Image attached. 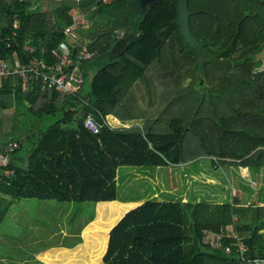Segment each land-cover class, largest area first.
I'll return each mask as SVG.
<instances>
[{
    "label": "trees",
    "instance_id": "trees-1",
    "mask_svg": "<svg viewBox=\"0 0 264 264\" xmlns=\"http://www.w3.org/2000/svg\"><path fill=\"white\" fill-rule=\"evenodd\" d=\"M177 2L154 0L142 12L140 0H0L4 40L16 33L22 44L70 47L66 30L76 25L78 10L89 11L92 30L104 26L96 34L79 32L98 52L100 63L96 71L84 69L85 89L79 98L43 91L40 82L25 86L17 77L0 85V155L9 143L18 145L9 166L14 176L0 179V219L10 204L21 200L112 202L120 167H169L214 157L221 166L264 170V74L253 76L264 49V0H189L197 48L180 35ZM156 75L165 83L159 89L168 94L173 92L170 76L172 85L190 79L174 87L175 100L185 103L173 111L171 106L173 117L156 115L151 125L132 129L87 131L89 113L98 121L108 116L126 124L142 120L143 108L127 114L131 111L125 103L133 91L147 95ZM148 92L154 97L153 89ZM15 95L18 101L11 108ZM48 116L56 120L38 128ZM32 126L37 127L34 132L29 131ZM186 135L193 140L184 148ZM262 197L259 193L248 205L238 200L189 202L179 208L165 204L147 229L133 226L122 233L108 264H247L236 253L237 239L249 248V258H264Z\"/></svg>",
    "mask_w": 264,
    "mask_h": 264
},
{
    "label": "rangeland",
    "instance_id": "rangeland-1",
    "mask_svg": "<svg viewBox=\"0 0 264 264\" xmlns=\"http://www.w3.org/2000/svg\"><path fill=\"white\" fill-rule=\"evenodd\" d=\"M91 26L88 19L83 26L78 27H81L78 32L84 30V34L88 35L90 32L96 34L104 27L99 25L100 29L92 30ZM119 37L121 36L118 35ZM71 38L77 41L78 44L90 42L89 39H83V35ZM165 53L166 56L169 54L168 52ZM258 58H261V55H258ZM168 60L171 61L170 59ZM166 61L167 59H164L163 64ZM99 66V61L93 60L82 66V69H85L86 73H88L90 70L96 71ZM257 68L254 70L253 76L260 74ZM170 78L169 83L171 84L169 88L173 90L170 94L165 91L166 88L162 91L159 89L165 83H161L162 76L158 75L151 77L152 88L146 89L147 95L136 94L135 91L129 95L134 87L127 92L129 96L127 97L128 103H125V109L131 111L136 107H142L141 115L146 120H143V118L142 120H131L130 126L151 125V121L156 115L157 118L167 120V118L174 115L173 112H170L171 106L173 111L176 106L185 103L183 98L175 100L173 93L175 91L174 87L184 86L186 80L181 81L179 85H172L174 83L171 82L172 76ZM189 81L190 79L186 81V84ZM152 89L154 97L153 94L148 92H151ZM88 91L89 88H87L86 94ZM160 91L161 93H159ZM152 97L154 98V103L150 105ZM17 101V96H13V102L10 104L11 108L15 106ZM130 113L132 111L127 114ZM55 120L56 117H45L38 122V128L45 129ZM107 120L113 123L112 118L109 117ZM36 128V126L29 127V131L34 132ZM192 140L193 138L190 135H186L184 148ZM213 158H199L196 161H207L203 163L197 162L192 165H176L177 167H120L116 176L117 197L112 202L97 204L89 202L59 203L38 199L15 201L8 207L3 217L6 218L5 221H0V237L2 240L11 237L10 243L22 244L23 247H19H22L23 250L26 247V256L20 254L16 258L25 259L26 257L30 259V257H33L34 260H28L27 264H46V262L42 263L38 258V253H41V251H50L49 264H108L113 257L111 254L120 247L121 238L126 233V230L133 226H142L147 229L146 227L149 226L147 225L148 221L154 219V216L160 212L165 204L176 205V208H179L182 203L186 204L189 202L219 203L225 199L223 202L230 203L233 194L240 197L241 204H246L247 201L245 199L248 197H253V200H255L256 192L260 193L261 197H264V173L255 175L252 170L240 169V164H237L239 167L234 166V169L231 167V170H228L230 169L229 166H221L219 164L220 167L226 169L224 172L223 169H215L212 166L209 160L214 161ZM199 167L204 168L199 170ZM146 204H149V206H146ZM135 210L139 211L135 212ZM180 210L183 211L181 208ZM126 216L127 219L123 222ZM91 220L92 223L88 224ZM86 224L88 225L85 226ZM118 225L119 227H117ZM84 226L85 228L79 234L81 240H77L78 237H75L76 232ZM9 230L25 233L26 240L20 237V234L15 235L16 239L12 238L14 234L11 235V232H8ZM180 230L182 235L184 230L183 222H181ZM32 239L33 245L30 246ZM25 242L28 243L27 246L24 245ZM2 243L9 246L4 241ZM17 251L22 252L20 250ZM143 251L146 252L147 247L146 251Z\"/></svg>",
    "mask_w": 264,
    "mask_h": 264
},
{
    "label": "built area",
    "instance_id": "built-area-1",
    "mask_svg": "<svg viewBox=\"0 0 264 264\" xmlns=\"http://www.w3.org/2000/svg\"><path fill=\"white\" fill-rule=\"evenodd\" d=\"M95 9L96 6H93L90 11ZM88 14L89 11H76L74 14L75 24H85L88 20ZM76 25L66 30V34L71 40ZM122 34L119 35L122 36ZM68 44L70 47L63 45L48 50L47 48H38L28 41L24 44L20 43L16 33L5 40L0 36V85L9 78L17 77L25 86L26 84L40 82L43 91H54L63 98H79V94L85 89L86 82L85 70L82 69V66L95 60L98 52L91 49L90 42L71 45L68 41ZM17 49L22 50L23 56H20ZM3 51L8 53L4 54ZM257 71L258 73H264V49L261 53L260 65ZM130 125L118 122L110 123L107 118L98 121L92 113L87 114L84 119L85 128L92 134H97L102 126L113 129H132L136 127ZM17 148L18 145L11 142L8 144V150L0 155V179L14 176V170L9 166L12 160L11 154ZM235 248L242 263L264 264V258H249V248L239 239L236 240ZM226 251L228 252L229 249H226Z\"/></svg>",
    "mask_w": 264,
    "mask_h": 264
},
{
    "label": "crops",
    "instance_id": "crops-1",
    "mask_svg": "<svg viewBox=\"0 0 264 264\" xmlns=\"http://www.w3.org/2000/svg\"><path fill=\"white\" fill-rule=\"evenodd\" d=\"M78 26L77 27H75V30H74V36H73V38L74 37H78V36H81L80 34H79V32L77 33V31H78ZM70 43H71V45H74L75 43H77V41H75V40H70ZM78 44V43H77ZM90 72H91V70H90ZM112 118V121L113 122H118V123H126V122H122V121H120L119 119H117V118H115L114 116H108L107 117V119L108 118ZM128 124V123H127ZM197 160V159H196ZM196 160H192V161H190V162H188V163H185V164H187V165H192V164H196L197 162L198 163H203L204 161L206 162L207 160H199V161H196ZM210 162H211V164H212V166H214L215 167V169L216 168H218V169H223V167H220L219 166V161H217V160H214V161H212V160H209ZM184 164V163H183ZM179 165H182V164H179ZM178 165V166H179ZM200 165V164H199ZM175 167H177V166H175ZM204 167H199V170L200 169H203ZM229 168L230 169H228V170H231L232 168L229 166ZM240 169H248V171L249 170H251L250 168H245V167H239ZM198 169V168H197ZM234 169V168H233ZM224 170V172H225V170L226 169H223ZM264 170H261L259 173H254L255 175H259L260 173H264L263 172ZM254 197H258V192H256L255 193V196ZM242 199H245V198H242ZM248 199V200H247ZM247 199H245L246 201H247V203L246 204H241L240 203V197L239 196H234V194H233V196H231V199H230V202L233 200H238V203L240 204V205H248V204H250L251 202H253V197H248ZM257 198H255V200H256ZM223 200H225V199H223ZM223 200L221 201V202H219V203H222L223 202ZM264 197H262V199H261V204H263L264 202ZM264 205V204H263ZM5 219L6 218H2V219H0V221H2L3 220V222L5 221ZM89 223H92V220L91 221H89L88 222V224ZM88 224H86L85 226H87ZM85 226L84 227H82L78 232H76V235H75V237L77 238L78 237V239L77 240H79L80 239V233H81V231H82V229H84L85 228ZM1 231V230H0ZM66 231V230H65ZM8 232H11L10 234L12 235V234H14V235H12V238H14V239H16V237H15V235L16 234H20V237H23L25 240H26V234L24 233H21V232H18V231H16V230H9ZM66 233H68V232H66ZM69 234V233H68ZM64 235V234H63ZM10 239H11V237L10 238H7V239H5V240H2L1 239V237H0V264H27L26 262L28 261V260H34L33 259V257H30V259H27L26 257H25V259H18V258H16V256L17 255H22V256H26V247L24 248V250H23V246H22V244H17L16 242H11L10 243ZM33 239H34V237H33ZM33 239H32V243H30V246H32L33 245ZM4 241L6 244H8L9 246H6V245H3V243H2V241ZM81 240V239H80ZM27 242H25L24 243V245L25 246H27ZM11 245V246H10ZM19 246H22V247H19ZM16 247H18L17 248V250H20V251H22V252H19V251H17V250H15V248ZM58 251H60V250H58ZM33 254H35V253H33ZM33 254H30V255H33ZM38 258H39V260L40 261H42V263H45L46 262V264H49V262H50V251L48 252V251H41V253H38Z\"/></svg>",
    "mask_w": 264,
    "mask_h": 264
},
{
    "label": "water",
    "instance_id": "water-1",
    "mask_svg": "<svg viewBox=\"0 0 264 264\" xmlns=\"http://www.w3.org/2000/svg\"><path fill=\"white\" fill-rule=\"evenodd\" d=\"M152 1L154 0H140V4L143 7L142 12L146 11V5ZM190 16L191 10L189 8V0H178L175 21L179 26L180 35L190 48H197L199 47V42L190 32Z\"/></svg>",
    "mask_w": 264,
    "mask_h": 264
}]
</instances>
